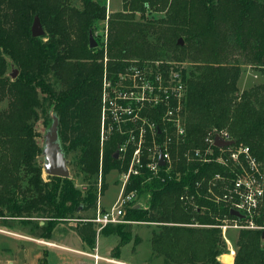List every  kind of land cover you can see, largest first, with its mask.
Returning <instances> with one entry per match:
<instances>
[{
	"label": "trees",
	"instance_id": "obj_1",
	"mask_svg": "<svg viewBox=\"0 0 264 264\" xmlns=\"http://www.w3.org/2000/svg\"><path fill=\"white\" fill-rule=\"evenodd\" d=\"M81 1L82 8L66 0H0V102L8 100L7 108L0 110V218L4 222L20 220L31 235L45 239L52 237L61 221L73 219V230L94 249L98 235L94 222L87 220L89 216L76 215L79 191L68 178L48 175L45 180L37 163L43 150L36 142V122L42 117L45 125L52 124L51 108L59 121L63 149L82 151V168L100 176L102 195L109 189L107 175L113 170L127 171L136 147L129 142L126 151L119 152L129 136L117 129L101 145L100 94L105 53L89 48L85 36L94 33L97 20L106 18V6L96 0ZM122 2L123 11L109 16L107 71L112 75L134 67L158 69L163 89L167 90L162 96L167 103L145 106L142 114L155 124L156 132L153 137L144 123L148 134L145 145L157 144L169 151L172 169L166 173V167H161L159 174H154L146 166L149 153L143 154V168L131 176L125 193L148 192L151 198L146 208L136 204L127 207L126 222L111 231L119 237L112 255L119 257L121 248L130 242L132 222L146 221L163 225L159 234H153L152 244L158 254L165 256L166 264H221L217 257L224 253L225 245L220 228L186 224L198 221L217 225L232 218L224 195H229L233 179L242 168L231 162L221 164L212 155L205 162L197 151L212 147L213 155L219 154L207 138L215 130L224 129L230 134L231 145L250 146L264 177V83L240 92V63L229 58V53L239 52L252 67L264 72V2ZM147 9L164 11L165 17L134 20L136 11L145 13ZM36 17L45 27L44 36H33ZM71 24L76 28L75 38ZM180 39H184L182 44ZM160 50L174 53L179 60L190 57L196 63L189 75L186 68L176 69L184 85L182 91L178 86L174 91L177 80L170 78V65L160 59ZM68 59L92 62L76 67L73 77L64 82L61 66ZM9 61L19 70L14 78L8 75ZM169 111L173 114L169 115ZM178 120L184 134L178 133ZM142 124L129 123L128 128L135 129L137 136ZM217 174L221 178L216 180ZM184 192L194 195V203L180 200ZM97 204L98 194L94 193L83 209L96 208ZM38 217L43 218V224ZM257 222L264 225V201ZM263 237L264 229H241L234 264H264ZM42 264H49L47 251Z\"/></svg>",
	"mask_w": 264,
	"mask_h": 264
},
{
	"label": "rangeland",
	"instance_id": "obj_2",
	"mask_svg": "<svg viewBox=\"0 0 264 264\" xmlns=\"http://www.w3.org/2000/svg\"><path fill=\"white\" fill-rule=\"evenodd\" d=\"M97 2L104 4L106 6V18L104 20H97L94 24L95 29L93 33V37L97 42V46L94 48H99L104 50L105 53V60H104V71H103V81H102V88H101V97H100V106L102 110V102H103V92L104 88H108L109 93L113 96V98H117L118 96V88L122 84L124 80L127 79L126 84L128 82H134V85L141 86L140 83H146L145 78L151 77L156 75L158 72L157 70H153V67H143V68H136L134 67L131 74H129L128 69L125 72L118 73V74H110L107 71V49H108V38H109V31H110V23H109V16L116 12L123 11V2L122 0H96ZM260 2H264V0H259ZM66 3L77 8H82V1L81 0H66ZM166 12L164 11H155L153 9H147L144 12L136 11L133 15L135 21H144L146 19L149 20H156L159 18L165 17ZM44 27V26H43ZM45 29V27H44ZM70 30L72 33L73 38L76 37V28L73 24L70 26ZM46 32V30H45ZM46 34V33H45ZM46 39V38H45ZM184 42V39H182ZM83 43V42H82ZM82 43H80L79 48L81 47ZM85 44L88 45L90 48V33L85 36ZM161 60H166L167 64L170 65L169 71L170 74L174 76V74L179 73L177 68H186L187 73L191 70H195V62L190 57H186L184 60H179V58L174 56V53L170 51H162L160 50ZM229 58L234 61L237 59V62L240 63L241 74L238 81V88L239 91H243L246 89L251 88L254 85L264 83V72L256 70L252 67V64L244 59L242 55L236 52L229 53ZM136 60V59H134ZM134 60L132 63L134 64ZM9 69L8 75L12 76L15 72H17L16 76L19 74V70L14 66V64L9 61ZM92 61H83L79 59H68L67 64L61 66V74L64 76L62 77L64 82H68V79H71L74 75V70L81 64H88L90 65ZM160 62V61H159ZM159 62L155 63L156 66ZM155 66V67H156ZM158 67V66H157ZM156 67V68H157ZM130 69V68H129ZM143 72H146L145 74ZM13 77V76H12ZM104 79L110 82V84L104 85ZM53 82H55L57 88H60L58 81L55 77H53ZM140 82V83H139ZM8 106V100H4L0 102V110L6 109ZM50 114L54 118L55 113L53 108L50 109ZM39 113L41 114V109H38ZM51 124L45 125L43 122V118L41 117L36 122V132L38 135L36 136V142L43 150L45 144V136L49 131ZM108 139V138H107ZM106 140V138H105ZM104 140V141H105ZM102 130H101V145H102ZM65 151V150H64ZM65 155L67 158L70 176L69 180L73 184L74 188L79 191L78 198H80L77 203L79 208L77 209L76 215H83L93 217L97 212V207L92 208L90 210H84L83 208L87 206L91 196L94 193L99 194V187L101 182L100 176L91 175L84 172L81 163L82 151H65ZM37 163L42 168V176L45 180H47L48 174L45 172L44 164H45V156L42 153L37 157ZM128 171V170H127ZM127 171H118L113 170L111 171L107 177L106 182L110 185V188L104 198L102 199V204L107 208H110L114 203L117 201L121 185L124 182L125 174ZM102 196V195H101ZM98 195V200L101 198ZM151 198V194L148 192H144L139 194L137 199L132 202V204H136L141 207H147L149 204V200ZM227 219V218H225ZM37 221L40 224L44 223L43 218L38 217ZM194 223L186 224L187 226L193 227H218L222 223H232L231 219H227V222H224V219L220 221V224L217 225H207L198 223V221H193ZM119 223L109 224L107 225L102 231L99 232V238H103L105 235H111V237H115L114 233L112 234V230L118 225ZM259 224V223H258ZM263 224V223H261ZM132 237L129 243L126 244L121 248V254L123 250V258L121 259V254L119 257H113L111 250L109 256L116 260H124L128 264H166L165 256L163 254H158L153 249L152 239L153 234H159L162 230V226L159 223L155 222H146V221H134L132 222ZM167 225H182V223H167ZM75 226V220H65L61 221L55 228L53 232V239H57L55 236H61L60 243H66L67 245L76 246L78 241L74 234L72 233L73 227ZM264 227V225H260ZM219 228V227H218ZM243 229V228H242ZM26 229L20 220H12L8 219L2 221L0 218V264H42V258L44 256L45 248H49V252L47 253V261L54 264H89L90 262H80L79 260L84 257V255L76 254V252H71L62 248L58 247H51L53 243L44 240L45 242L38 243L31 240L26 239V237H34L31 235ZM221 230V241L225 245V251L221 255L217 257L218 262L221 264H234L235 255L237 252L236 246V238L237 234L241 229L229 227L224 231ZM61 233V235H60ZM97 235V240L99 239ZM225 237L228 238V242ZM39 239V238H37ZM42 240V238H40ZM117 244L119 241V237H116ZM51 241V240H49ZM59 242V239H57ZM136 242V244H135ZM116 244V245H117ZM263 244H264V237H263ZM50 246V247H47ZM96 247H98L96 243ZM95 250V249H94ZM96 250H98L96 248ZM98 252V251H97ZM102 254V252H100ZM103 255V254H102ZM101 255V256H102ZM109 257V258H110ZM89 259V258H88ZM105 261V260H104ZM11 262V263H10ZM106 264V263H102ZM114 264V263H110ZM169 264H189V263H177L172 262ZM197 264H205L199 262Z\"/></svg>",
	"mask_w": 264,
	"mask_h": 264
},
{
	"label": "built area",
	"instance_id": "obj_3",
	"mask_svg": "<svg viewBox=\"0 0 264 264\" xmlns=\"http://www.w3.org/2000/svg\"><path fill=\"white\" fill-rule=\"evenodd\" d=\"M133 69L128 73L131 74ZM143 73L145 74L146 72ZM169 76L171 79L177 80L174 84V91H177L176 86L182 91L184 85L180 79V74L176 73L174 76L169 74ZM145 80H147L145 81L146 83L139 82L141 86L134 85L133 81L126 84L127 79L124 80L118 88V96L116 99L109 93L108 88H104L101 110L102 142L108 137V134L114 129H117L122 133H127L129 136L126 144L119 149V152H125L126 145L129 142H134L136 147L133 151L129 169L125 174L121 188L122 192L117 201L110 208H103L100 204V200H98L96 214L87 219L94 222L98 233L109 224L126 222L124 220L126 209L137 199L138 194L136 191H131L126 194L125 189L131 176L138 174L140 169L143 168L142 156L145 152L149 153L148 155L150 158L146 166L154 174L158 175L161 167H166V173H169L172 169V158L169 151L166 149L163 151L157 144L148 147L145 145V140L148 134L147 129L144 127V123L149 125L153 137H155L156 133L155 124L151 122L147 116L142 114L145 106L154 107L160 103H167V100L162 97L163 94H167V90L163 89L161 84V74L158 72L156 75L145 78ZM105 84H110V82L104 79V85ZM181 94L182 93L177 94V96H180ZM168 114L172 115L173 112L169 111ZM138 121H142L143 124L138 130V138L136 140L137 136L135 135V129H129L128 125L129 123H136ZM184 132L185 130L179 124L178 120V133L184 134ZM217 137L224 141L231 140L228 131L224 129L219 131L215 130L212 135L207 138V141L218 148L219 154L216 156L213 155L214 148L212 147H208L204 152L198 150L197 154L205 162L209 161L210 159L208 156L212 155L215 157L214 159L221 164L227 165L228 162H231L234 165L241 166L242 170L233 179L229 195H224V197L229 202L230 210L235 209L243 215V218H238L236 216L227 218L231 219L232 223H222L217 226L224 231V234L229 227L238 229H264V227L259 226L257 222V217L260 215V209L264 201V177L259 168L256 156L248 145L216 146L215 142ZM225 153H227L226 158L224 156ZM161 154L165 160V165H160L159 163ZM176 175L179 176L180 172L176 171ZM219 178H221V176L220 174H217L215 179L217 180ZM164 180L165 178H162V181ZM197 185L200 187L201 184L197 183ZM98 191V195L101 196V184ZM180 200L185 203H194V195L184 192L181 194ZM227 219H224V222H227ZM225 239L228 241L227 237H225ZM77 252L91 257L93 261L90 264H100L101 260L114 264H128L121 260L101 256L96 249L93 252Z\"/></svg>",
	"mask_w": 264,
	"mask_h": 264
},
{
	"label": "water",
	"instance_id": "obj_4",
	"mask_svg": "<svg viewBox=\"0 0 264 264\" xmlns=\"http://www.w3.org/2000/svg\"><path fill=\"white\" fill-rule=\"evenodd\" d=\"M32 33L35 37H40L45 35V29L41 23L39 17H36L32 26ZM179 42L182 44L183 40L180 39ZM97 46V42L93 37V33H90V47L94 48ZM17 72H15L12 76L16 77ZM233 141H224L219 137L216 138L215 145L219 147L231 145ZM43 155L45 156V164L44 169L45 172L50 176H59L63 178H69L70 170L67 162V158L65 155V151L63 149V145L59 136V121L55 115L53 118V122L49 131L45 136V144L43 148ZM160 165H165V160L163 155H160L159 160ZM230 214L232 216H236L238 218H243V215L235 210L231 209ZM43 224V223H42Z\"/></svg>",
	"mask_w": 264,
	"mask_h": 264
},
{
	"label": "crops",
	"instance_id": "obj_5",
	"mask_svg": "<svg viewBox=\"0 0 264 264\" xmlns=\"http://www.w3.org/2000/svg\"><path fill=\"white\" fill-rule=\"evenodd\" d=\"M109 188H110V185H109ZM121 188H122V185H121ZM109 190V189H108ZM108 190L106 191V193L108 192ZM121 190H120V194H121ZM105 193V195H106ZM119 194V195H120ZM105 195H102L101 198H100V204L103 208H107L106 206H104L102 204V199L104 198ZM72 233L74 234V236L76 237L77 241H78V244L76 246H73V245H67L66 243H60L61 242V236H55L57 239H59V242L57 241V239H53V237L49 238V239H45V238H42V240L40 239V237H26V239L28 240H31V241H34V242H38V243H42L41 241H44V240H47L48 242H51L53 243V245H51V247H58V248H62V249H65V250H68V251H71V252H76V254H80L78 253L77 251H85V252H93L94 249H98V253L104 257H110L109 254L111 252V250L116 246L117 244V239L115 236L114 238L111 237V235H105L103 236V238H99V235H98V240H97V245L98 247H95L94 249H91L87 246V244L77 235V233L73 230ZM99 234V233H98ZM113 234V233H112ZM61 235V233H60ZM39 238V239H37ZM51 240V241H49ZM45 242V241H44ZM47 247H50V246H47ZM126 247V245H125ZM44 251H47V253L49 252V248H45ZM102 252V254L100 253ZM121 254V252H120ZM80 255H84V254H80ZM115 257V256H113ZM89 258V259H88ZM111 258V257H110ZM123 258V250H122V254H121V259ZM120 260V259H119ZM81 263L82 262H90L92 263L93 259L87 255H84V257H82L80 260H79ZM124 261V260H122ZM106 263V264H110V262L108 261H104V260H101L100 261V264L102 263ZM126 262V261H124ZM11 263V262H10ZM49 263V262H48ZM89 263V264H90ZM127 263V262H126ZM49 264H54V263H49ZM232 264V263H231Z\"/></svg>",
	"mask_w": 264,
	"mask_h": 264
}]
</instances>
